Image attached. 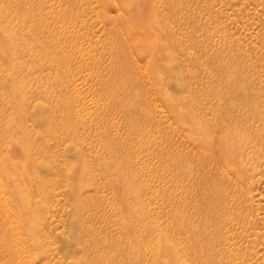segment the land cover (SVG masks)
I'll return each mask as SVG.
<instances>
[{
  "label": "rangeland",
  "instance_id": "rangeland-1",
  "mask_svg": "<svg viewBox=\"0 0 264 264\" xmlns=\"http://www.w3.org/2000/svg\"><path fill=\"white\" fill-rule=\"evenodd\" d=\"M1 28L0 264H264V0H0Z\"/></svg>",
  "mask_w": 264,
  "mask_h": 264
},
{
  "label": "bare ground",
  "instance_id": "bare-ground-1",
  "mask_svg": "<svg viewBox=\"0 0 264 264\" xmlns=\"http://www.w3.org/2000/svg\"><path fill=\"white\" fill-rule=\"evenodd\" d=\"M3 32H4V31H3V29L1 28V29H0V33H3ZM1 40H2V36L0 35V41H1ZM33 204H34V203H33ZM21 205H22V204H21ZM29 207H30V206H29ZM31 207H32V206H31ZM33 207H34V205H33ZM29 209H30V211H31V210H33L34 208H33V209H32V208H29ZM28 211H29V210H27V212H28ZM23 212H24V211H23ZM31 212H32V211H31ZM28 213H30V212H28ZM37 223H38V222H37ZM24 258H25V257H24Z\"/></svg>",
  "mask_w": 264,
  "mask_h": 264
}]
</instances>
